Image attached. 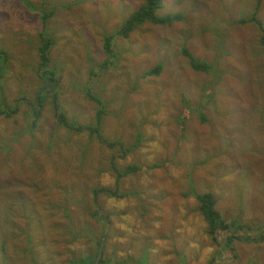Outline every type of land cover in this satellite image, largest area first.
<instances>
[{
	"label": "rangeland",
	"instance_id": "1",
	"mask_svg": "<svg viewBox=\"0 0 264 264\" xmlns=\"http://www.w3.org/2000/svg\"><path fill=\"white\" fill-rule=\"evenodd\" d=\"M257 1L163 0L157 14L183 20L115 38L117 61L100 71L103 38L143 0H0L8 104L33 103L40 89L42 33L54 40L60 110L92 123L99 106L90 93L106 110L104 136L135 145L123 156L70 133L57 124L51 98L35 127L26 102L13 118L0 117V264H264V242L253 241L264 233V51L255 26L241 22ZM43 8L54 9L45 31ZM257 17L264 25V2ZM184 48L210 71L193 70ZM156 65L159 76L142 77ZM112 157L119 172L141 170L116 186ZM102 189L123 198L98 197L109 217L100 247L92 191ZM203 193L240 227H231L235 235L250 239L233 240L238 257L226 246L228 232L218 243L208 235L195 199Z\"/></svg>",
	"mask_w": 264,
	"mask_h": 264
},
{
	"label": "trees",
	"instance_id": "2",
	"mask_svg": "<svg viewBox=\"0 0 264 264\" xmlns=\"http://www.w3.org/2000/svg\"><path fill=\"white\" fill-rule=\"evenodd\" d=\"M162 1L163 0H143V3L123 21V23L117 28V30H115L113 34L106 35L103 38L102 46L103 52L105 54V59L103 60V62L98 64L97 68L100 71L110 69L114 65V62L117 61V59H115L117 58V52L114 49L113 44L115 38L128 39L131 33H133L137 28L141 27L145 23H150L151 25L156 26H171L183 20V16L181 13L166 14L159 16L157 14V11L162 9ZM262 2H264V0H258L255 9L251 14V17L241 22L252 23L255 26V28L261 35L259 41L264 51V25L257 17L258 9L261 6ZM39 10L41 13V27L45 31L48 20L54 16V9L52 8V10L50 11L46 10L45 8ZM53 44L54 40L52 38L45 37L42 33L39 34V44L36 50L38 57L36 75L40 80V89L36 94L33 103L29 99L25 100L23 98H17L15 99L16 106L14 108H12L8 104L7 99L4 95L3 87H1V80L4 76V70L7 67L8 53L5 50L0 49V117H4L7 119L13 118L18 113L19 104L22 102H26L27 104L33 106L31 126L35 127L38 118L41 116L45 101L51 98L52 109L56 115L57 124L60 127L66 129L70 133H74L77 135L85 133L89 138L97 140L108 148H120V151L123 153V156L131 152L133 148H135V145L126 146L123 144L122 141H113L104 136L102 126L106 110L104 106L101 105V100L98 97L87 93L88 98L96 101L99 106V109L95 114L93 122L87 125L79 124L74 119L70 120L67 115L62 110H60L57 96V88L60 83V69L56 67V65L52 64L51 49ZM182 51L184 57L188 59L190 67L193 70L197 72L210 71L211 67L208 62L198 61L191 55V53L186 48H184ZM161 71L162 66L156 65L151 70L145 71L142 74V77H157L161 74ZM93 74L94 76H97L96 72H93ZM159 167L160 165L155 164L149 166L146 170L153 171L155 169H158ZM110 170L116 175V186H118L120 180H122L128 175L139 172L141 169L138 166H129L123 172H119L116 168L115 159L114 157H112L110 162ZM92 193L93 207L95 209L93 216L95 217L97 224H101L103 222L102 231L100 234H97V237L99 238L97 243L98 246L103 247L109 230V217L108 215L102 212L98 197L100 194H102L107 196L108 198L118 197L122 199L123 195H118L117 192L110 189L93 190ZM195 199L198 202L197 210L206 221L208 235L212 238L213 241H216L218 243L219 237H217V235L222 234L221 236H223V234H226L227 232L229 234V236L225 238L227 242H232L233 240L238 242H248L250 240L249 238H240L235 235V229H231V227L235 226V224L227 223L223 220L221 214L215 207L216 199L211 193L195 194ZM81 235L85 236L86 233H82ZM253 241L263 243L264 233ZM99 260L103 261L104 259H101L99 257Z\"/></svg>",
	"mask_w": 264,
	"mask_h": 264
},
{
	"label": "flooded vegetation",
	"instance_id": "3",
	"mask_svg": "<svg viewBox=\"0 0 264 264\" xmlns=\"http://www.w3.org/2000/svg\"><path fill=\"white\" fill-rule=\"evenodd\" d=\"M226 246L231 249V251L233 252L234 257H238L239 256V253L237 252L238 251L237 243H235L234 241H232L230 243L227 242ZM234 247L237 249V251H235ZM182 264H187V263H186V261H184V262H182Z\"/></svg>",
	"mask_w": 264,
	"mask_h": 264
}]
</instances>
